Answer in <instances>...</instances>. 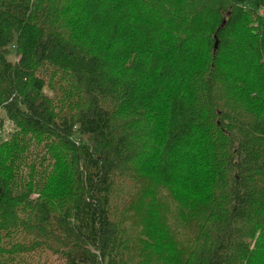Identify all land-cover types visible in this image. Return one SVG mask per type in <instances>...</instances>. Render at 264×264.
I'll use <instances>...</instances> for the list:
<instances>
[{"label":"trees","instance_id":"trees-1","mask_svg":"<svg viewBox=\"0 0 264 264\" xmlns=\"http://www.w3.org/2000/svg\"><path fill=\"white\" fill-rule=\"evenodd\" d=\"M0 113V264H264V0H0Z\"/></svg>","mask_w":264,"mask_h":264},{"label":"rangeland","instance_id":"rangeland-1","mask_svg":"<svg viewBox=\"0 0 264 264\" xmlns=\"http://www.w3.org/2000/svg\"><path fill=\"white\" fill-rule=\"evenodd\" d=\"M8 59L11 61V62H14L17 60V57L15 56L14 52H11L9 55H8ZM0 117L1 118H4V114L3 113H0ZM11 125L9 124L8 121H6V119L4 120V125H3V130H2V138L3 139H6L8 138L9 136V133L11 132Z\"/></svg>","mask_w":264,"mask_h":264},{"label":"built area","instance_id":"built-area-1","mask_svg":"<svg viewBox=\"0 0 264 264\" xmlns=\"http://www.w3.org/2000/svg\"><path fill=\"white\" fill-rule=\"evenodd\" d=\"M1 135H2V131L0 130V137H1Z\"/></svg>","mask_w":264,"mask_h":264},{"label":"water","instance_id":"water-1","mask_svg":"<svg viewBox=\"0 0 264 264\" xmlns=\"http://www.w3.org/2000/svg\"><path fill=\"white\" fill-rule=\"evenodd\" d=\"M216 46H217V43H215V48H216Z\"/></svg>","mask_w":264,"mask_h":264}]
</instances>
